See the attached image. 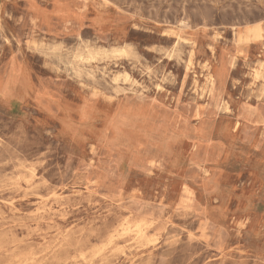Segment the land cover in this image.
Segmentation results:
<instances>
[{
  "label": "rangeland",
  "instance_id": "obj_1",
  "mask_svg": "<svg viewBox=\"0 0 264 264\" xmlns=\"http://www.w3.org/2000/svg\"><path fill=\"white\" fill-rule=\"evenodd\" d=\"M0 264H264V0H0Z\"/></svg>",
  "mask_w": 264,
  "mask_h": 264
},
{
  "label": "bare ground",
  "instance_id": "obj_2",
  "mask_svg": "<svg viewBox=\"0 0 264 264\" xmlns=\"http://www.w3.org/2000/svg\"><path fill=\"white\" fill-rule=\"evenodd\" d=\"M140 20V19H139ZM255 26V25H254ZM260 26V25H259ZM258 29V28H257ZM157 30V29H156ZM260 30V29H258ZM246 31V30H245ZM238 32V31H237ZM239 33V32H238ZM253 33L255 34V37L257 38L259 35L258 34H261V33H258L257 30H254ZM239 35V34H238ZM242 35V34H241ZM251 36V35H250ZM245 37V35H244ZM261 37V36H260ZM250 39V38H249ZM261 39V38H260ZM248 40V39H247ZM259 40V39H258ZM239 41V40H238ZM243 42V38L240 39V42ZM263 41V40H262ZM251 44V43H250ZM250 46V45H249ZM251 47V46H250ZM17 70V69H16ZM258 70V69H257ZM259 77V73H256V78ZM208 83L213 85L214 84V79L212 76H209V78L207 79ZM28 86V85H27ZM230 97V96H229ZM230 99V98H229ZM232 101V100H231ZM97 180V179H96ZM97 186V185H96ZM186 188V187H185ZM166 189V188H165ZM166 191V190H165ZM167 192V191H166ZM147 228V227H146ZM116 234V233H115ZM114 235V234H113ZM117 236V235H116ZM111 243V242H110ZM105 248V247H104ZM91 252V251H90ZM79 256V255H78ZM77 257V256H76ZM82 257V256H81ZM79 261V260H78Z\"/></svg>",
  "mask_w": 264,
  "mask_h": 264
}]
</instances>
